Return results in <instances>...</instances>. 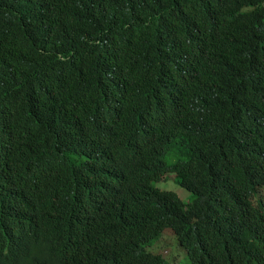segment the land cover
I'll return each mask as SVG.
<instances>
[{
	"label": "trees",
	"instance_id": "16d2710c",
	"mask_svg": "<svg viewBox=\"0 0 264 264\" xmlns=\"http://www.w3.org/2000/svg\"><path fill=\"white\" fill-rule=\"evenodd\" d=\"M263 185L264 0H0V264H264Z\"/></svg>",
	"mask_w": 264,
	"mask_h": 264
},
{
	"label": "rangeland",
	"instance_id": "374dc122",
	"mask_svg": "<svg viewBox=\"0 0 264 264\" xmlns=\"http://www.w3.org/2000/svg\"><path fill=\"white\" fill-rule=\"evenodd\" d=\"M171 180L172 175H166L164 181L166 183H171ZM155 185L160 188L174 190L184 200H190L193 197L188 190L181 187L175 181L173 187H166L162 180L155 182ZM260 196L264 198V185L261 186L258 193L252 197V201L255 203L256 199ZM151 249L165 256L169 264H190L185 250L179 246L175 235L169 229L163 231L160 238L151 246Z\"/></svg>",
	"mask_w": 264,
	"mask_h": 264
},
{
	"label": "clouds",
	"instance_id": "9594fccd",
	"mask_svg": "<svg viewBox=\"0 0 264 264\" xmlns=\"http://www.w3.org/2000/svg\"><path fill=\"white\" fill-rule=\"evenodd\" d=\"M50 40L49 39H47L46 37H43V36H41L40 34L39 35H36V36H33L32 38H31V40L29 41V43H28V45H27V48H26V50L25 51H29V50H35V51H37V52H39V53H41V54H43L44 55V52H43V50H42V45L43 44H45V43H47V42H49ZM168 174H170V175H172V182L171 183H166L165 181H164V179H165V177H166V175H168ZM159 180H162L163 181V183L165 184V186L166 187H173V185H174V181L177 183V184H179L181 187H183V188H185L186 190H188L189 191V193L190 194H192L193 195V197H194V194H193V192L192 191H190L189 189H187L186 187H184L183 185H181L177 180H176V173L174 172V171H170V170H166V171H164L161 175H160V177H159V179L158 180H156V181H154L153 182V186L154 187H157V188H159V189H161V190H169V191H172V192H174L182 201H184V202H189L190 200H184V199H182L174 190H172V189H166V188H160V187H158V186H156L155 185V182H157V181H159ZM169 185V186H168ZM192 197V198H193ZM165 229H169L173 234H174V232H173V230L169 227V226H167V227H165L163 230H162V233H163V231L165 230ZM162 233H161V235H162ZM160 235V236H161ZM175 235V234H174ZM175 237H176V235H175ZM160 238V237H159ZM158 238V239H159ZM157 239V240H158ZM177 240V239H176ZM153 245V244H152ZM151 245V246H152ZM151 246H150V249H151ZM180 246V245H179ZM181 247V246H180ZM182 248V247H181ZM184 249V248H183ZM152 250V249H151ZM185 250V249H184ZM153 251V250H152ZM155 252V251H154ZM159 253V252H158ZM165 257V256H164Z\"/></svg>",
	"mask_w": 264,
	"mask_h": 264
}]
</instances>
